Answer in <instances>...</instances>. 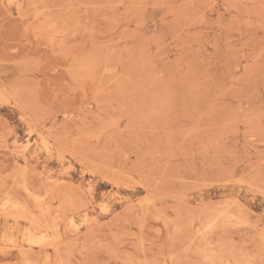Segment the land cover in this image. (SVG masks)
I'll return each instance as SVG.
<instances>
[{"label":"rangeland","instance_id":"1","mask_svg":"<svg viewBox=\"0 0 264 264\" xmlns=\"http://www.w3.org/2000/svg\"><path fill=\"white\" fill-rule=\"evenodd\" d=\"M0 264H264V0H0Z\"/></svg>","mask_w":264,"mask_h":264},{"label":"bare ground","instance_id":"2","mask_svg":"<svg viewBox=\"0 0 264 264\" xmlns=\"http://www.w3.org/2000/svg\"><path fill=\"white\" fill-rule=\"evenodd\" d=\"M27 139H28V138H27ZM27 139H26V140H27ZM26 146H27V145H26Z\"/></svg>","mask_w":264,"mask_h":264}]
</instances>
